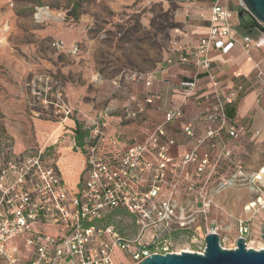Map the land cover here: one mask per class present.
<instances>
[{
	"label": "rangeland",
	"instance_id": "rangeland-1",
	"mask_svg": "<svg viewBox=\"0 0 264 264\" xmlns=\"http://www.w3.org/2000/svg\"><path fill=\"white\" fill-rule=\"evenodd\" d=\"M223 4L232 12V25L237 28L240 0H223ZM40 9L47 16L38 20ZM74 9L79 13L77 20L70 16ZM190 28L185 9L174 0H0L3 185L11 163L27 162L41 151L54 160L53 152L33 142L34 121L26 108V81L48 76L59 82L65 103L73 110L68 119L81 123L94 112L96 116L108 110L111 102L128 98L134 85L139 89L143 82L133 81V73L153 74L164 60L191 46ZM253 35L264 43V34L255 31ZM258 53L264 57V45ZM260 66L264 74V66ZM109 110L108 116H122L118 108ZM58 143L71 148L73 130L63 128ZM214 163L212 159L200 176L189 170L188 175L177 172L174 188L166 187L164 195L172 198L177 207L175 216L182 218L158 228L154 240L157 253H163L162 249L175 254L202 253L204 238L210 233L219 236L222 249L232 250L240 237L239 220L248 227L246 248H264V205L245 211L257 198L264 201V173H260L264 169V139L246 136L240 140L237 155L230 153L215 167ZM258 175L261 180L255 179ZM4 211L5 205H0V214ZM110 225L128 239H136L137 227L126 212L113 216ZM140 240L148 243L150 238Z\"/></svg>",
	"mask_w": 264,
	"mask_h": 264
},
{
	"label": "built area",
	"instance_id": "built-area-1",
	"mask_svg": "<svg viewBox=\"0 0 264 264\" xmlns=\"http://www.w3.org/2000/svg\"><path fill=\"white\" fill-rule=\"evenodd\" d=\"M209 12L206 35L195 46L177 54L176 60H166L167 64L174 61L193 63L208 79L210 87L202 100L209 102V106L197 117L204 135L198 137L194 147L180 159L169 155V147L174 141L167 135V126L182 118L183 103L197 92L195 81L183 80L178 84L182 104L164 112L160 123L146 128L140 141H134L124 149L117 148L119 134L109 130V109L82 119L80 124L88 133L81 148L73 142L84 160L79 182L73 191L61 178L54 160L43 151L22 164H9L14 181L5 187L0 177V205H5L0 216V259L6 264L22 263L17 248L7 249L9 242L19 238L23 239L26 253L29 252L25 264H137L152 254H166V249H162L163 253L156 252L154 240L159 227H166L172 219L178 218L174 201L164 195L167 186L174 188L168 175L172 174L173 179L177 172L188 175V168L192 167L195 175L200 176L212 159L217 163L221 157L230 154L221 132L225 130L231 139L244 132L238 120H229L225 114V107L235 101L241 88L228 94L221 92L208 53L214 49L226 54L236 44L246 51L249 42L236 37L232 12L223 0H210ZM255 70L264 94L262 67L258 64ZM130 78L141 80L148 91L142 102L123 108L121 121L137 118L148 106L160 100V95L151 91L156 78L154 73H133ZM24 89L27 91L26 108L32 118L60 123L72 115L61 84L52 78L32 77L24 83ZM195 131L192 122L182 126V133L188 138H194ZM260 173L263 174V170ZM189 185L192 187L193 183L189 182ZM256 205L263 207L264 201L257 198L245 207V211ZM116 209L124 210L134 220L136 239L130 240L112 225L103 224L105 217ZM238 228L239 238L246 242L248 227L244 220H239ZM144 236L150 238L148 243L141 242L140 238Z\"/></svg>",
	"mask_w": 264,
	"mask_h": 264
},
{
	"label": "crops",
	"instance_id": "crops-1",
	"mask_svg": "<svg viewBox=\"0 0 264 264\" xmlns=\"http://www.w3.org/2000/svg\"><path fill=\"white\" fill-rule=\"evenodd\" d=\"M174 1L179 2L183 6L185 14L191 22L190 32L193 40L189 47H193L207 33L210 0ZM233 30L236 37L241 41L247 40L249 42V51H244L240 45L236 44L226 54L211 49L208 57L212 61V71L220 83L223 94L234 92L238 87L241 88L235 101L225 107V114L229 120H238L244 127V132L236 139L229 138L225 130L221 132L227 150L232 155H237L242 138L247 136L250 140H255L256 138L264 139V94L256 80L255 70V66L258 64L264 66V57H261L258 53V49L264 43L262 38L257 39L253 37V33H248L239 29V27H233ZM175 58L176 55L172 57L173 60H176ZM166 60L159 64L155 72H153L156 78L151 91L160 95L159 101L154 102L152 106H148L144 114L132 120L121 121V116H109L107 118L109 130L119 134L120 143L117 147L118 149H124L134 141H140L146 128L163 120L164 112L182 104L183 96L178 84L183 80L195 81L197 92L195 96L183 103L182 118L167 126V135L174 141V144L169 147V155L174 159H180L194 147L196 139L204 135V130L197 124V117L201 111L209 106V102L202 100V97L208 92L210 87L208 79L196 70L193 63L182 64L174 61L172 64H167ZM135 86L132 93L128 94V98L120 102H111L108 108H118L122 113L125 106L134 107L136 102H142L148 90L143 83L139 89ZM93 116H95V112ZM31 120L34 121L35 130L33 142L37 143L40 149L54 153V162L61 178L70 190H75L83 170V156L74 148L73 144L71 148L64 147L61 144L58 145L63 128L67 127L74 130L75 121L66 119L62 123H52L40 119L32 118ZM186 122H192L196 126L194 138H188L182 133V126ZM109 149L112 148L109 147ZM188 170L194 171L192 167H189ZM172 179L173 175L169 174L168 180L173 182ZM3 181L6 186H9L14 181V175L11 171L7 170V175H4ZM14 247L20 251L21 264H25L24 261L27 259L29 252L27 251L26 253L24 250L23 239L19 238L7 244V249ZM0 264L6 263L3 259H0Z\"/></svg>",
	"mask_w": 264,
	"mask_h": 264
},
{
	"label": "water",
	"instance_id": "water-1",
	"mask_svg": "<svg viewBox=\"0 0 264 264\" xmlns=\"http://www.w3.org/2000/svg\"><path fill=\"white\" fill-rule=\"evenodd\" d=\"M241 8L236 12L238 27L241 30H256L264 34V0H240ZM264 243V224L261 228ZM201 254L181 252L179 254H152L137 264H264V249H247L245 240L238 238L232 250L222 249L216 233L204 238Z\"/></svg>",
	"mask_w": 264,
	"mask_h": 264
},
{
	"label": "trees",
	"instance_id": "trees-1",
	"mask_svg": "<svg viewBox=\"0 0 264 264\" xmlns=\"http://www.w3.org/2000/svg\"><path fill=\"white\" fill-rule=\"evenodd\" d=\"M79 13L77 12L76 9H74V12L70 14V16L74 19H78ZM88 131L83 129L82 125L78 122H75V128L73 130V142L76 147L81 148L83 146V141L85 137L87 136ZM122 212H125L122 209H116L112 212H110L105 219L103 220L104 225H110V221L112 220L113 216L121 214Z\"/></svg>",
	"mask_w": 264,
	"mask_h": 264
},
{
	"label": "bare ground",
	"instance_id": "bare-ground-1",
	"mask_svg": "<svg viewBox=\"0 0 264 264\" xmlns=\"http://www.w3.org/2000/svg\"><path fill=\"white\" fill-rule=\"evenodd\" d=\"M43 16H47V13L43 10V9H40L39 11H38V14H37V19L39 20V19H41ZM49 16V15H48ZM50 17V16H49ZM44 18V17H43ZM263 172H264V169H263ZM258 179V180H261L262 178H261V176L260 175H258V176H256L255 177V179ZM250 190L251 191H254V189L253 188H250Z\"/></svg>",
	"mask_w": 264,
	"mask_h": 264
},
{
	"label": "flooded vegetation",
	"instance_id": "flooded-vegetation-1",
	"mask_svg": "<svg viewBox=\"0 0 264 264\" xmlns=\"http://www.w3.org/2000/svg\"><path fill=\"white\" fill-rule=\"evenodd\" d=\"M246 32H248V33H253V32H254V30H252V31H251V30H249V31H246Z\"/></svg>",
	"mask_w": 264,
	"mask_h": 264
}]
</instances>
